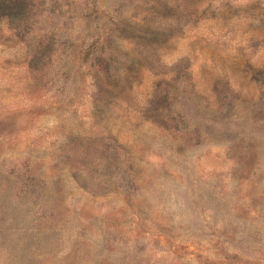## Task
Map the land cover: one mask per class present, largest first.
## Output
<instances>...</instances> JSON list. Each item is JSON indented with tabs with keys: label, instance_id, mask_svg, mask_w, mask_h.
Listing matches in <instances>:
<instances>
[{
	"label": "rangeland",
	"instance_id": "obj_1",
	"mask_svg": "<svg viewBox=\"0 0 264 264\" xmlns=\"http://www.w3.org/2000/svg\"><path fill=\"white\" fill-rule=\"evenodd\" d=\"M0 264H264V0H0Z\"/></svg>",
	"mask_w": 264,
	"mask_h": 264
}]
</instances>
